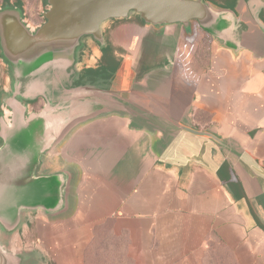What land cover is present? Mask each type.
<instances>
[{
	"label": "crops",
	"instance_id": "obj_1",
	"mask_svg": "<svg viewBox=\"0 0 264 264\" xmlns=\"http://www.w3.org/2000/svg\"><path fill=\"white\" fill-rule=\"evenodd\" d=\"M5 1L28 25L47 9ZM211 1L264 26V0ZM130 19L102 28L129 63L126 87L78 84L102 56L94 39L83 57L78 48L72 87L109 92V105L45 156L67 173L68 210L30 216L33 235L56 264H220V252L264 264V55L228 49L194 21L186 32Z\"/></svg>",
	"mask_w": 264,
	"mask_h": 264
},
{
	"label": "water",
	"instance_id": "obj_2",
	"mask_svg": "<svg viewBox=\"0 0 264 264\" xmlns=\"http://www.w3.org/2000/svg\"><path fill=\"white\" fill-rule=\"evenodd\" d=\"M44 22L29 26L22 10L0 8V55L12 78L36 80L24 96L45 100L37 112L21 102L13 81L0 93V264H37L38 252L15 247L27 215L55 219L68 210L66 171H49L44 158L96 106H108L109 92L72 87L76 54L83 37L104 45L103 25L137 15L158 28L179 24L186 32L192 21L222 46L264 55V26L247 14L236 15L204 0H46ZM241 23L246 31L238 33ZM70 72V73H68ZM13 74V75H12Z\"/></svg>",
	"mask_w": 264,
	"mask_h": 264
},
{
	"label": "rangeland",
	"instance_id": "obj_3",
	"mask_svg": "<svg viewBox=\"0 0 264 264\" xmlns=\"http://www.w3.org/2000/svg\"><path fill=\"white\" fill-rule=\"evenodd\" d=\"M204 1L207 3H210L214 7H220V8H224L227 6L230 7V5L224 3L225 1H220V3L215 2V1H211V0H204ZM2 6H3V1H2V3H0V7H2ZM130 18H131L130 20H132V21L138 20L135 15H132ZM37 21L38 22L42 21V17L39 16ZM114 21H116V20H111V21L105 23L108 26L107 31L112 29V28H110V26H111V24L114 23ZM87 37H83L81 40L82 43H85L86 50H88L89 48L90 49L98 48L97 43L94 42L93 40L89 39V37L88 38ZM114 53L117 57H119L121 54L120 52H118L115 49H114ZM87 66L95 67L96 64H94L93 62L88 60ZM4 86H6V71H5V68L2 64V61H0V93H1V90ZM40 105H41V102L38 103L36 105V107H39ZM0 144H1V140H0ZM30 216H32V215L26 216L25 224L22 227V229L20 230V232L18 233V235L16 236L15 247L18 249H22V250L31 249V250L38 252L39 255H41V257H42L41 258L42 260L39 261L37 264H56V262H55L54 258L52 257L50 251L45 246H43L41 242L37 241L35 234L33 235V232H32L33 225H31L29 222H27V220L29 219ZM220 264H234L233 260H232V256L230 254L225 253V252L224 253L220 252Z\"/></svg>",
	"mask_w": 264,
	"mask_h": 264
},
{
	"label": "trees",
	"instance_id": "obj_4",
	"mask_svg": "<svg viewBox=\"0 0 264 264\" xmlns=\"http://www.w3.org/2000/svg\"><path fill=\"white\" fill-rule=\"evenodd\" d=\"M5 5H9V3L4 0L2 7H4ZM135 16L140 23L144 24L143 20L140 19L139 16ZM262 18L264 17L262 16ZM98 45L101 47L102 52V56L100 58V61L98 62V66L95 69H84L80 77L81 80L80 82H78V84L83 85L86 81H90L91 83H95L96 81H109L113 82L114 85H116L117 89L126 87L131 79L129 63L123 60L116 61L113 56V48L108 44L101 45L100 43H98ZM1 58L2 56L0 55V59Z\"/></svg>",
	"mask_w": 264,
	"mask_h": 264
},
{
	"label": "flooded vegetation",
	"instance_id": "obj_5",
	"mask_svg": "<svg viewBox=\"0 0 264 264\" xmlns=\"http://www.w3.org/2000/svg\"><path fill=\"white\" fill-rule=\"evenodd\" d=\"M39 16H41V15H38L36 17L37 20H38ZM43 22H44V18L42 17V21H40V22H38V21L37 22L30 21L29 22V26L37 27V26H40ZM244 28L245 27L243 26L241 28V30H244ZM89 39L93 40L92 37H89ZM85 51H86V48H85V43H84V44H82V47H81V50H80V54H81L82 57H83ZM0 61H2V58L0 59ZM2 64H3V66L5 68V71H6V86H4L2 88V91L9 87V84H10L9 83V79L11 78V80L13 81L12 89H13L14 92L17 93V97L21 99V102H25V103H27L29 105V111L30 112L38 111L42 107V104L44 102L43 98L36 97L35 100H33L31 102H28V101H25L23 99V97L29 95L30 92L33 91V87H34V84L36 83V80L37 79L40 80L42 77L44 78V74H40L38 76H34V77L26 78V79H24V78L23 79H20V78L16 79L14 77L12 78V76L10 74L11 73V68H8L3 62H2ZM40 102H41V105L39 107H36V105L38 103H40Z\"/></svg>",
	"mask_w": 264,
	"mask_h": 264
}]
</instances>
